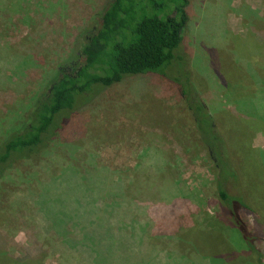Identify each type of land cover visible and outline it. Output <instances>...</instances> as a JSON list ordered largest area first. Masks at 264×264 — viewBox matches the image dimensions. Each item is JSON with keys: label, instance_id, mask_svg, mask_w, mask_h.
I'll use <instances>...</instances> for the list:
<instances>
[{"label": "rangeland", "instance_id": "374dc122", "mask_svg": "<svg viewBox=\"0 0 264 264\" xmlns=\"http://www.w3.org/2000/svg\"><path fill=\"white\" fill-rule=\"evenodd\" d=\"M108 2L0 0V144L57 65L78 60ZM187 10L180 51L250 203L241 213L262 261L228 221L176 85L141 74L105 88L3 172L0 264H264V93L239 88L253 85L249 64L264 62V0H190Z\"/></svg>", "mask_w": 264, "mask_h": 264}, {"label": "trees", "instance_id": "16d2710c", "mask_svg": "<svg viewBox=\"0 0 264 264\" xmlns=\"http://www.w3.org/2000/svg\"><path fill=\"white\" fill-rule=\"evenodd\" d=\"M189 2L110 0L99 15V27L81 39L78 60L70 57L57 65L54 76L29 107L25 121L0 144V177L17 160L44 149L67 117L95 100L105 88L127 76L156 74L175 84L183 97L200 142L214 165L216 195L226 208L228 221L238 230L248 250L262 261L263 254L256 246L259 236L250 232L241 213L251 210L250 203L224 137L192 83L187 55L180 51L189 23ZM260 22L264 28L262 19ZM249 65L255 68L245 70L246 80L253 85L239 88L256 89V94L261 95L264 62L252 61Z\"/></svg>", "mask_w": 264, "mask_h": 264}, {"label": "clouds", "instance_id": "9594fccd", "mask_svg": "<svg viewBox=\"0 0 264 264\" xmlns=\"http://www.w3.org/2000/svg\"><path fill=\"white\" fill-rule=\"evenodd\" d=\"M24 234L23 233H20L18 236H17V240H21L23 238Z\"/></svg>", "mask_w": 264, "mask_h": 264}]
</instances>
